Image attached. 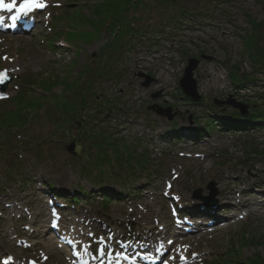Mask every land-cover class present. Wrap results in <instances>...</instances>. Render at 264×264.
<instances>
[{
	"label": "rangeland",
	"instance_id": "1",
	"mask_svg": "<svg viewBox=\"0 0 264 264\" xmlns=\"http://www.w3.org/2000/svg\"><path fill=\"white\" fill-rule=\"evenodd\" d=\"M47 1L30 36L0 34V71L14 78L0 100V263L63 264L41 239L21 235L37 229L32 224L39 222L40 211L44 221L50 214L51 225L58 226L53 220L65 201L56 205L55 194L76 198L70 221L63 220L69 232L78 231L81 248L72 240L55 242L95 264L111 250L150 246L145 238L151 224L176 223L179 206L204 213L215 202L227 204L220 198L223 185L247 190L242 183L257 179L259 169L264 180V153H254L264 150V122L241 132L234 125L242 120L233 117L236 110L228 104L264 109V73L254 70L245 45L253 30L250 19L264 21V0H145L142 9L121 7L117 18L112 7L101 6L105 0ZM63 43L70 47L63 49ZM191 58L199 61L196 102L179 87ZM229 66L240 68L247 79L232 83ZM140 72L154 78L149 87L138 78ZM208 73L225 85L213 76L203 81ZM19 92L22 101L12 104ZM155 94L159 97L153 99ZM84 95L88 103L69 122ZM155 104L170 107L173 120L149 110ZM73 136L80 139L75 156L67 150ZM189 151L205 160L188 156ZM211 181L218 193L213 204L198 199L210 196ZM103 196L111 197L108 203ZM226 210L216 218L243 216V210ZM236 218L191 241L204 258L197 264L264 261V216ZM191 237H185L187 243ZM80 261L78 256L75 263Z\"/></svg>",
	"mask_w": 264,
	"mask_h": 264
},
{
	"label": "bare ground",
	"instance_id": "2",
	"mask_svg": "<svg viewBox=\"0 0 264 264\" xmlns=\"http://www.w3.org/2000/svg\"><path fill=\"white\" fill-rule=\"evenodd\" d=\"M33 20L27 21L25 23V27H31L34 26V23H38V20L36 17L34 16H30ZM23 21V20H22ZM33 21V23H32ZM21 23V21H20ZM20 25V24H19ZM33 28H30L29 33L27 35H31ZM212 76L218 80V82L220 84H222L223 86L225 85V80L223 79H219L217 78V75H211L210 73L206 74V76H204L203 81H207L208 79L212 78ZM209 84H211V82H209L206 86L209 87ZM207 89V87H204V90ZM213 89V88H212ZM202 90V88H201ZM204 107L198 105L199 110H202ZM250 116H253L252 114H249ZM256 123H260V121H257ZM263 123V122H262ZM252 128V126H247L244 130H250ZM183 130H188L187 128H183ZM187 132V131H186ZM182 135V134H181ZM179 135V136H181ZM200 138H203L202 135H199ZM185 138V135H184ZM177 142V141H176ZM178 142H183V141H178ZM191 149H195V148H191ZM188 155H192V157H194V159H196L195 156H193V152L189 151L187 152ZM199 157V159L201 161L205 160L204 157H202V154H197ZM259 172V176L257 179L253 180V181H249L247 182V180H245L242 185H247L248 184V189L246 190L245 188H235L233 190V188H229L227 185H223L221 187V192H220V198H224L227 201V204H225L224 206H222L224 203H220L219 205H217L216 207L214 206V208H206V210L204 211V215L207 216V219L205 217H203L206 221H202L201 219L198 220V222L195 223V226L192 227V231L195 232L198 230L197 234L193 235L190 238V243L187 244V240L186 239H181L176 237V233L177 231L175 230V228H178L177 225L174 224H170V226H166V227H158L156 224H151V228L149 229L150 235L152 236V244L151 246H148V248L146 249V251H148V253H154L153 257L157 258V256L160 255L161 252L158 253L157 249L158 248H165L166 252L167 249H172L173 253L170 257L169 260V264H197L200 260H203L204 258L202 257V251L196 250L195 249H191L192 247V243L191 241H193L195 239V237L197 236L199 239L207 236V235H211L219 230H223V229H211L212 227L208 226L210 224H213L212 221L215 220V218L217 217V215L220 213H224L226 212L227 208H229L232 211H241V210H245L244 213L248 214L247 217L249 216L250 213H254L257 214L259 216H264V180L261 179L263 178V174H262V169L258 170ZM63 181H65V179H67V176L64 175V178H61ZM59 179L58 182L62 183V180ZM230 182H233L232 180H230ZM229 182V183H230ZM181 197H183L180 194ZM184 199H188L187 195H185L183 197ZM184 199H182L184 201ZM223 207V209H222ZM222 209V210H221ZM226 211H225V210ZM39 218V222H37L38 220L36 219L32 226L36 227V230H33L31 233L28 232L27 229L21 231V235L23 237H25L26 235L28 236H32L33 238H37L42 240V243H46L44 246L48 252V254L53 257V258H57L58 260H61L63 262V264H75V260L76 257L75 256H71L69 254L66 253L65 250H63L62 248H60L57 245V242H55V240L50 237L47 238L45 237V235H49L50 231L52 230V227L50 226V220L52 218H50V214H49V218H47V221H44L46 218V214L44 212H39L38 214ZM210 217V218H209ZM221 218L224 219H220V224L219 225H226L229 224L228 223V218L229 219H234L236 217H238V215L236 213L232 214V215H222L220 216ZM63 218H60V221H62ZM70 221V220H69ZM45 222L49 224V227L46 231V225ZM59 228L60 229H67V227L62 223L59 222ZM67 231V230H66ZM180 233V232H178ZM67 237H69L70 240L73 241V246L76 248H81V240L78 239L79 238V233L78 231H74V232H67ZM32 238V239H33ZM159 246V247H158ZM158 247V248H157ZM44 254V253H43ZM165 255V254H164ZM109 259V257H108ZM23 263V262H22Z\"/></svg>",
	"mask_w": 264,
	"mask_h": 264
},
{
	"label": "trees",
	"instance_id": "3",
	"mask_svg": "<svg viewBox=\"0 0 264 264\" xmlns=\"http://www.w3.org/2000/svg\"><path fill=\"white\" fill-rule=\"evenodd\" d=\"M161 1H166V0H161ZM111 2H112L111 0H105L102 2L101 6L106 11H109V8L112 7L111 11L115 13V18L119 17V14L121 13V7H124V8L125 7H137L138 9H142V7L147 6V3H145L146 2L145 0H118L117 1L118 3H116L115 5H113V3L111 4ZM261 4L264 9V2ZM250 24L253 30L249 33L248 38L245 39L246 50L247 52H249L250 58L254 64L253 65L254 70H256L258 73H264V21L257 22L255 20L250 19ZM230 69H231L230 76H231L232 83L237 85L247 79V77L245 76L243 77V75H241L242 74L241 69L238 68L237 66H231ZM102 74L100 76H102ZM100 76H98L97 78H99ZM96 80L93 81V84ZM86 96L87 95L83 96L82 103L79 104V108L77 109V111L76 110H75L76 112L73 111L72 114L68 116L69 122H71L72 116L78 115L81 112V109H83L84 106L88 103L87 100L85 99ZM262 101H264V96H262ZM92 102L95 103V100L92 99ZM256 106L257 105L255 104L254 107ZM251 114L253 115L251 117L255 121L260 119V117L264 118V110L262 112L252 111ZM254 151L256 153H264V150H261V151L254 150ZM250 264H264V261L259 260V261H255L252 263L250 262Z\"/></svg>",
	"mask_w": 264,
	"mask_h": 264
},
{
	"label": "snow or ice",
	"instance_id": "4",
	"mask_svg": "<svg viewBox=\"0 0 264 264\" xmlns=\"http://www.w3.org/2000/svg\"><path fill=\"white\" fill-rule=\"evenodd\" d=\"M46 7H48V5L45 3V0H0V12L12 14L10 16L12 27H15L18 21L28 17L37 9H44ZM0 24H3V18H0ZM7 79L8 76L6 72L0 73V85L5 84ZM125 259L127 258L125 257ZM4 264H8V261L6 260Z\"/></svg>",
	"mask_w": 264,
	"mask_h": 264
},
{
	"label": "water",
	"instance_id": "5",
	"mask_svg": "<svg viewBox=\"0 0 264 264\" xmlns=\"http://www.w3.org/2000/svg\"><path fill=\"white\" fill-rule=\"evenodd\" d=\"M198 65H199L198 60H194V59L190 60L189 65L186 68L185 75H184L183 79L181 80V87L183 88L185 94H187L188 96L192 97L195 100H199V96L197 93L196 81L194 79V71L197 69ZM152 81H153L152 79L147 78V82L144 84V86H149V84ZM6 86H3V89H6ZM157 96H159V95H156L154 97L157 98ZM237 107H241V106L238 105ZM241 108L243 109V107H241ZM170 112H171L170 109H167V110L159 109L157 111V113L159 115L166 116L169 118V120H172L173 116L170 114ZM74 149H75V144L73 143L72 146L69 147V151L71 153H73ZM211 188H213V185ZM198 192H201V191H198ZM213 192H215V191H213Z\"/></svg>",
	"mask_w": 264,
	"mask_h": 264
}]
</instances>
